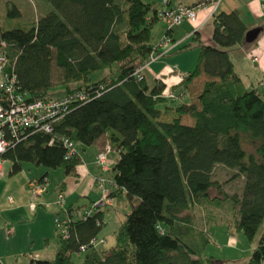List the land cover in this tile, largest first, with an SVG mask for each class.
<instances>
[{
	"label": "trees",
	"instance_id": "1",
	"mask_svg": "<svg viewBox=\"0 0 264 264\" xmlns=\"http://www.w3.org/2000/svg\"><path fill=\"white\" fill-rule=\"evenodd\" d=\"M43 1L50 9L31 25L0 24L7 69L31 100L76 91L86 98L70 104L53 133L27 130L13 140L5 157L12 160L13 173L28 161L74 174L81 157L77 152L66 159L64 139L91 146L107 136L119 153L109 175L110 198L128 202L131 211L115 232V244L105 249L91 244L106 222L103 205L85 218L71 216L70 207L69 236L58 234L55 257L29 264H219L204 255L210 237L195 217L206 203L221 208L222 199L212 196L213 190L235 211L238 232L251 241L260 235L247 264H264V87H246L230 53L246 43L249 29L240 13L213 16L216 45L198 43L195 37L183 46H199L200 53L195 68L172 91L180 97L177 101L165 96L164 82L150 88L139 71L157 50L150 43L157 11L149 0ZM7 16H22L15 2H8ZM115 63L117 76L91 79ZM58 69L66 85L61 97L49 92ZM203 75L196 101L183 102L190 85ZM163 115L170 119L162 120ZM184 116L193 121H183ZM218 166L235 171L232 178L242 180L239 193H228L214 178ZM211 221L215 218L207 224ZM81 252L84 258L76 262L73 254Z\"/></svg>",
	"mask_w": 264,
	"mask_h": 264
},
{
	"label": "rangeland",
	"instance_id": "2",
	"mask_svg": "<svg viewBox=\"0 0 264 264\" xmlns=\"http://www.w3.org/2000/svg\"><path fill=\"white\" fill-rule=\"evenodd\" d=\"M39 1L16 0L15 2L21 4L20 9L23 15L20 18L10 19L7 16L8 2L1 0V26L8 28L9 25H31V22L33 23L39 16L45 15L39 10ZM36 4L39 5V9L34 8ZM166 27H168L166 22L156 20L151 28V42L160 41ZM117 68L115 63L110 68L95 71L90 77L93 81L106 76L115 77ZM60 76H62L61 71L58 69L54 74V84L49 90L52 96H64L66 85ZM161 119L169 120L170 117L163 115ZM188 119L186 118L185 122L191 123ZM246 147L250 149L248 145ZM112 151H114L113 148ZM112 151L107 155L110 160L117 155ZM11 167V161L7 162L4 167L5 173L0 176V264H28L33 257L53 259L59 248V230L55 218L64 210L59 203L60 191L57 188L65 179V171L63 168L48 169L28 161L23 162L22 168L16 173L11 172ZM46 172L48 175L45 187L41 183H38L36 188L32 187L31 182L39 179ZM234 173V170L218 166L214 174V178L218 179L223 189L230 194L239 193L242 185L241 179L232 178ZM96 189L100 191L97 187ZM211 195L221 197V208H215L206 203L195 210L197 225L199 228H204L210 237V241L205 246L204 255L212 256L219 264H247L260 235L258 234L251 241L243 233L238 232L234 226L235 211L232 210L230 203L225 201L224 196L216 190H213ZM113 202L114 205L110 210L106 204H101L107 213H105V225L98 236L105 238V242L101 245L105 249L115 244L114 227L116 224H121L131 211V205L128 202L114 198ZM213 218L215 221L207 224ZM83 258L84 252L73 254L76 262H81Z\"/></svg>",
	"mask_w": 264,
	"mask_h": 264
},
{
	"label": "crops",
	"instance_id": "3",
	"mask_svg": "<svg viewBox=\"0 0 264 264\" xmlns=\"http://www.w3.org/2000/svg\"><path fill=\"white\" fill-rule=\"evenodd\" d=\"M15 1L7 0V2ZM149 1L152 3L154 10L160 11L168 7L174 8L179 4L194 5L198 0H170L168 5L164 4L163 0ZM211 2L210 0L206 3L207 7L199 8L195 21L186 19L178 26L164 28L163 37L165 35L170 37V45L166 49H158L156 54L162 56L157 60L148 61L141 68V71L139 69L150 88L154 87L157 81H162L166 84L165 92L174 91V88L179 85L184 75L195 68L200 47L183 48V46L190 43L195 37H197L195 41L198 43L216 45L213 39V16L209 18L210 11L213 7ZM15 3L21 7L19 2ZM39 3L40 9L37 4L34 8L43 12L50 9V5L45 1L40 0ZM234 10L240 13L248 29L261 28V33L256 41L253 43L246 42L239 44L230 49L235 68L246 87H264V0H221L217 8V13ZM21 12L23 15L22 9ZM163 37L158 42H151L150 39L151 45L157 47ZM253 56H258V61L254 60L252 58ZM205 80L206 77L204 75L195 79L190 85L189 90L185 92L186 95L183 102L196 101V97L201 92ZM175 91L179 92V88ZM186 118H189V121H193L189 116H184L183 121ZM107 142V136H102L91 146H82L80 144L78 145L80 148L77 146L81 162L77 166L74 174L65 173V179L62 180V183L57 188L58 191L63 190L66 194L65 207L67 209L72 207L74 211L80 213L92 204L101 201V192L96 189L94 184L95 178L98 176L109 178L111 169L119 155L118 151L114 149L112 152L117 155H115L113 160L108 159L104 168L97 164V154ZM112 204L114 205L113 198ZM119 226L120 224H116L114 227L115 232ZM31 259L37 258L33 257Z\"/></svg>",
	"mask_w": 264,
	"mask_h": 264
},
{
	"label": "built area",
	"instance_id": "4",
	"mask_svg": "<svg viewBox=\"0 0 264 264\" xmlns=\"http://www.w3.org/2000/svg\"><path fill=\"white\" fill-rule=\"evenodd\" d=\"M221 0H212L213 7L210 11L209 18L217 13V8ZM170 0H163V3L168 5ZM200 7H207L206 3L200 5H185L179 4L176 7H168L164 10L157 11L155 15L156 20H162L167 23L169 28L180 25L184 20L195 21L197 18V12ZM149 22H153L152 17H148ZM171 43V39L168 35H165L161 42L157 46L158 49H166ZM2 47H6L7 43L2 42ZM150 56L149 61L157 60L162 55L156 54V51ZM258 60V57H254ZM8 57L5 51H0V176L4 174V167L7 162L13 164L12 160L5 157L10 144L15 139H21L27 130L43 131L46 133H53L55 123L65 116L70 104L78 99L84 100L86 95L82 92L76 91L70 93L61 98H49L31 100L25 91L18 88L16 83V75L12 71L7 69ZM141 70V69H140ZM165 96L172 100H179L172 91L165 92ZM183 97V96H182ZM53 142V140H52ZM51 142V143H52ZM66 147L68 149L66 159L73 157L77 151V144L64 139ZM112 151V147L107 143L97 154L96 162L105 167L108 158L107 155ZM47 178L44 180L36 179L31 182V186L36 188L38 183H41L45 187ZM95 186L101 192V201L99 203L92 204L89 208L83 210L80 213L73 211L71 216L87 217L93 213V210L101 205L106 204L110 210L112 207V198H110V192L112 188V180L104 176H98L94 181ZM63 190L59 193V203L64 209L62 214L57 215L55 222L59 230V235L66 238L69 236V223L71 216L67 215V208L65 207L66 197ZM12 202V198H9ZM105 242L104 237H97L91 241L94 246L100 245Z\"/></svg>",
	"mask_w": 264,
	"mask_h": 264
},
{
	"label": "water",
	"instance_id": "5",
	"mask_svg": "<svg viewBox=\"0 0 264 264\" xmlns=\"http://www.w3.org/2000/svg\"><path fill=\"white\" fill-rule=\"evenodd\" d=\"M261 33V28L249 29L245 36V41L248 43H253L256 41Z\"/></svg>",
	"mask_w": 264,
	"mask_h": 264
}]
</instances>
